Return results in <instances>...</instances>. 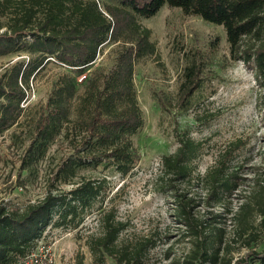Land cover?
Returning <instances> with one entry per match:
<instances>
[{"label": "trees", "instance_id": "1", "mask_svg": "<svg viewBox=\"0 0 264 264\" xmlns=\"http://www.w3.org/2000/svg\"><path fill=\"white\" fill-rule=\"evenodd\" d=\"M164 4L223 26L230 56L254 67L264 88V0H0V57L26 54L8 62L0 73V136L20 125L32 76L50 62L79 76L96 63L104 45H114L112 62L84 74L79 83L66 72L59 75L33 124L22 134H12L23 151L21 180L24 172L26 177L33 175L53 144H64L65 150L43 197L23 208L0 203V264H21L50 226L75 229L83 223V212L104 193L107 177L95 180L81 174L82 170L100 168L125 176L139 164L140 150L132 138L143 127L144 118L134 70L157 50L152 30L141 19L155 15ZM182 73L176 101L154 97L163 112L179 115L196 105L203 88L201 60L190 58ZM80 85L83 92L79 93ZM262 100L264 106V96ZM176 136L178 148L161 157L155 185L173 197L172 215L191 244L187 264H264V246L252 247L237 258L229 255L228 231L222 225L231 214L234 241L244 240L251 246L264 239V162L251 169V177L230 170L235 152L244 146L241 141L220 153L216 163L195 179L192 162L200 142L188 134ZM195 180L205 193L202 200L185 186ZM242 183L240 204L234 210L228 199ZM220 207L223 211L217 212ZM99 210L100 230L88 240L96 264L107 259L116 264H144L156 242L146 238L120 243L127 223L118 218L114 207Z\"/></svg>", "mask_w": 264, "mask_h": 264}, {"label": "rangeland", "instance_id": "2", "mask_svg": "<svg viewBox=\"0 0 264 264\" xmlns=\"http://www.w3.org/2000/svg\"><path fill=\"white\" fill-rule=\"evenodd\" d=\"M141 23L152 30L151 38L157 50L151 57L138 62L134 70L137 102L144 118L143 127L132 138L140 150V162L125 176L100 168L82 170L81 174L95 180L107 177L104 193L92 208L83 212V223L77 228L48 227L38 240L34 255L26 257L21 264H96L88 240L100 230L98 216L101 206L114 207L118 218L127 223L120 243L133 244L146 238L156 242L146 254L144 264H187L185 257L191 244L172 215L173 197L159 192L155 185L161 157L178 148L176 134H188L200 142L201 148L192 162L195 179L216 163L220 153L241 141L244 146L235 152L230 170H236L242 177H251V169L264 162V106L261 103L264 88L256 79L254 67L230 56L225 28L196 15H185L180 7L168 4L150 18H142ZM113 48V44L104 45L96 63L79 76L54 62L32 76L20 125H14L0 136V203L23 208L29 202L39 200L51 188L65 145L53 144L46 157L38 162L33 175L26 177L24 172L22 177L25 179L21 180L19 169L23 151L19 141H13L12 134H22L24 128L33 124L32 119L40 105L46 102L59 75L66 72L75 76L79 83L84 74L100 66L107 67L112 62ZM195 56L201 60L204 72L203 88L196 96V105L179 115L163 112L154 97L176 101L182 72L190 58ZM25 57V53L0 57V73L8 62ZM78 90L83 92L82 85ZM185 186L198 200L205 196L196 180L185 183ZM242 186L243 183L228 199L234 210L240 204ZM199 208L203 212L202 204ZM222 211L221 207L217 210ZM230 215L222 223L230 240L229 255L237 258L252 247L259 245L258 248H263L262 238L251 246L244 240L234 241L236 236L233 235ZM104 264L116 263L107 259Z\"/></svg>", "mask_w": 264, "mask_h": 264}, {"label": "built area", "instance_id": "3", "mask_svg": "<svg viewBox=\"0 0 264 264\" xmlns=\"http://www.w3.org/2000/svg\"><path fill=\"white\" fill-rule=\"evenodd\" d=\"M33 255H34V252L32 254L28 255L27 257H31ZM35 261H36V263H39V261L37 259Z\"/></svg>", "mask_w": 264, "mask_h": 264}]
</instances>
